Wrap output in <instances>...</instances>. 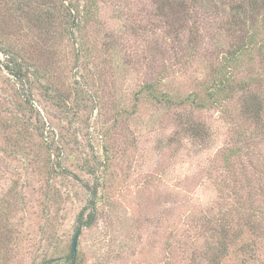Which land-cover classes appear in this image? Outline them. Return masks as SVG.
Here are the masks:
<instances>
[{"label":"rangeland","instance_id":"374dc122","mask_svg":"<svg viewBox=\"0 0 264 264\" xmlns=\"http://www.w3.org/2000/svg\"><path fill=\"white\" fill-rule=\"evenodd\" d=\"M160 15L153 0L101 2V23L91 20L82 32L93 57L98 55L95 62L91 59V66L103 78L102 102L91 114L72 116L69 122L58 107L37 91L33 93L35 106L46 120L45 134L34 129L26 132L33 136L30 149L38 155L37 160L29 170H23L22 164L0 150V194L15 179L13 187H17L19 199L13 202L18 211L11 220L17 226L16 244L0 248V264H40L45 257L70 264L66 257L79 228L75 252L79 264L191 262L195 245L184 241V233L191 228V216L214 210L221 199L215 179L206 171L213 160L218 164L220 149L237 139L239 128L230 119L236 118V111L193 110L190 117L211 133L207 144L195 143L184 134L185 117L180 122L178 115L189 108L144 104L136 115L119 117L116 127L113 119L119 110L130 108L133 92L147 81L162 80L181 90L190 88L193 80L205 79L218 44L224 45L228 37L223 18L202 15L201 49L189 62L181 54L177 60L178 43L176 49L170 44L171 26ZM1 63L0 56V67ZM5 72L0 70V77ZM79 76L78 71L77 79ZM2 80L0 89L8 91L1 89L0 93L13 107L15 98L9 90L13 84L3 85ZM20 92L26 93L23 88ZM4 115L0 120L2 149L7 143L3 132L15 130L8 127L7 120H12ZM31 117L32 123L37 121ZM17 129L24 131L21 125ZM52 136L56 140L50 148L52 161H60L73 174L49 181L46 144ZM261 144L247 156L249 173L260 178L264 176ZM95 187L97 195L92 198ZM47 191L53 196L48 203ZM82 211L86 221L94 212L90 224H80ZM201 241L197 239L195 244Z\"/></svg>","mask_w":264,"mask_h":264},{"label":"trees","instance_id":"16d2710c","mask_svg":"<svg viewBox=\"0 0 264 264\" xmlns=\"http://www.w3.org/2000/svg\"><path fill=\"white\" fill-rule=\"evenodd\" d=\"M102 1L0 0V56L3 64L0 70L6 71L0 80L3 79V85L13 84L9 90L13 91L10 95L15 98L11 107L5 95L0 93V120L8 114L12 120L6 119L8 127H15L14 131L3 132L7 143L0 150L22 164L23 170H29L38 156L31 153L33 136L26 135V132L34 129L45 134L46 120L32 98L35 91L58 107L69 122L72 116L91 114L101 105L103 78L91 66V59L95 62L98 55L93 57L82 32L91 20L98 21V25L101 23ZM153 2L160 16L171 26L170 44L174 49L177 43L179 46L174 52H179L177 60L181 54L189 62L188 58H193L199 47L201 49L203 34L199 31V24L202 15L223 18L228 39L224 45L218 44L215 61L205 79L193 80L190 88L184 86L181 90L171 88L162 80L145 82L133 92L134 102L130 108L116 113L114 127L119 117L136 115L144 104L189 108L178 115L180 122L185 117L182 130L193 142L207 144L211 133L190 117L193 110L218 108L228 112L229 108L234 109L236 118L230 119L239 128L236 130L238 137L220 149L216 159L218 164L213 160L206 171L215 179L220 191L218 198L221 199L216 201L214 210L191 216L192 225L189 231H185L184 241L195 245H192L189 264H264V176L256 177V173H249L247 167L249 150L260 148L259 143L264 145V0ZM94 65L96 67L97 63ZM74 70L79 71V79L76 77L78 71L74 73ZM21 88L25 94L20 92ZM30 115L37 121L32 123ZM18 125L24 131L17 129ZM55 141L52 136L51 143L46 144L49 155L45 168L49 181L56 176L73 174L60 161L57 164L52 161L50 148ZM56 147L61 160V148ZM262 160L264 163V156ZM14 181L9 182L0 194V248L16 244L13 236L17 226L11 223L13 214L18 211L13 203L18 199ZM92 194V198L97 195L96 187ZM45 196L46 203L53 198L49 191ZM83 212L79 215L80 224H90L94 212L88 215L87 221ZM197 239L202 243L195 244ZM66 258L70 264L80 263L76 253L71 255L69 252ZM56 260L45 257L40 264H59Z\"/></svg>","mask_w":264,"mask_h":264},{"label":"water","instance_id":"95a60500","mask_svg":"<svg viewBox=\"0 0 264 264\" xmlns=\"http://www.w3.org/2000/svg\"><path fill=\"white\" fill-rule=\"evenodd\" d=\"M79 236H80V228L76 231V233L74 235V238L72 241L71 255H73L77 250Z\"/></svg>","mask_w":264,"mask_h":264}]
</instances>
